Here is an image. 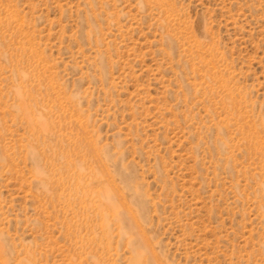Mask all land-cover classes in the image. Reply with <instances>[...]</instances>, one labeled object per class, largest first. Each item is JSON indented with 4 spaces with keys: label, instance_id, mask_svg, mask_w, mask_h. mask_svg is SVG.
<instances>
[{
    "label": "rangeland",
    "instance_id": "rangeland-1",
    "mask_svg": "<svg viewBox=\"0 0 264 264\" xmlns=\"http://www.w3.org/2000/svg\"><path fill=\"white\" fill-rule=\"evenodd\" d=\"M0 264H264V0H0Z\"/></svg>",
    "mask_w": 264,
    "mask_h": 264
}]
</instances>
